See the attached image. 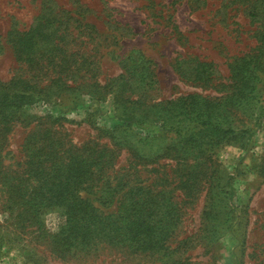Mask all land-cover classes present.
<instances>
[{
	"label": "rangeland",
	"instance_id": "rangeland-1",
	"mask_svg": "<svg viewBox=\"0 0 264 264\" xmlns=\"http://www.w3.org/2000/svg\"><path fill=\"white\" fill-rule=\"evenodd\" d=\"M8 100L0 264H264V0H0ZM33 133L50 184L98 157L76 233L64 208L8 207L6 175L37 184Z\"/></svg>",
	"mask_w": 264,
	"mask_h": 264
},
{
	"label": "trees",
	"instance_id": "trees-1",
	"mask_svg": "<svg viewBox=\"0 0 264 264\" xmlns=\"http://www.w3.org/2000/svg\"><path fill=\"white\" fill-rule=\"evenodd\" d=\"M18 103L20 104L17 107L16 104ZM21 104H26L23 99L21 101L19 100V102H11V107L16 109L19 108ZM6 110H10L9 100L0 102V120H7L9 117L5 115ZM210 132L215 137L224 138L232 135L234 131L230 129L216 131V129L211 128ZM40 145L35 133L29 135L23 144V150L29 159L27 164L29 166L28 173L38 179L30 195L27 196L26 193L28 191L24 187L22 179L20 180L6 175L3 185L11 193V196L6 200L8 207L10 210L20 211V213L28 217L29 220H35L37 218V212L40 207L64 208L67 229L71 228L76 233L77 227L81 228V226H87V224H83L90 219L91 214L89 210H92L89 203L78 196L77 191L82 189L93 167L99 164L97 161L98 157L89 153V155L86 156L89 157V159H86L84 153L85 150H87L86 147L79 149L70 156L68 163L57 165L59 168L55 173H58V177L56 178L58 183L50 184V180L47 179V176L53 171L54 165L52 164L49 167L45 165V163L49 160H53L52 149H54L56 144L52 142L49 145L44 143ZM94 218L95 215H92V219ZM114 223L117 225V222ZM136 224L137 222H135V220L131 221V225ZM94 225L97 227L96 224ZM88 229L91 230V227H88ZM145 232L146 231L132 230V233L135 234L134 237H137L138 234H144ZM115 233H119V230L115 229Z\"/></svg>",
	"mask_w": 264,
	"mask_h": 264
}]
</instances>
